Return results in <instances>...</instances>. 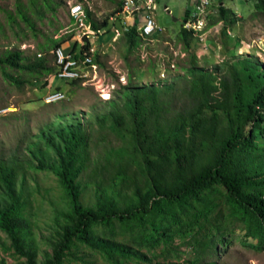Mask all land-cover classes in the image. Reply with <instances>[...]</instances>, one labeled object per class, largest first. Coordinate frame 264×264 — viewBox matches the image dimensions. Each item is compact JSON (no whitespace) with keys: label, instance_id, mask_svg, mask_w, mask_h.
Here are the masks:
<instances>
[{"label":"trees","instance_id":"trees-1","mask_svg":"<svg viewBox=\"0 0 264 264\" xmlns=\"http://www.w3.org/2000/svg\"><path fill=\"white\" fill-rule=\"evenodd\" d=\"M118 4L102 24L86 8V23L94 29L106 27L110 15L120 10L122 2ZM38 8L37 0H16L14 14L6 15L9 22L17 25L19 19L34 30L30 14ZM253 8L264 13V0H253ZM217 9L219 18L210 19L208 26L234 15L222 0ZM123 37L129 52L139 45L136 22ZM177 38L183 51H190L187 102L173 110L162 97L164 86L138 84L128 76L122 102L95 118L97 129L104 132L98 142L102 165L90 156L91 129L60 123L40 134L38 154L47 158H37L36 168L53 172L68 200L65 224L41 264H64L77 245L98 252L108 264H217L219 248L234 240L264 248V68L231 63L228 76L217 80L213 70L197 63L196 37L180 26ZM49 43L58 47L62 38ZM71 49L64 48L73 52L76 42ZM0 67L19 86L24 79L9 74L6 67L36 76L55 70L46 58L28 62L15 49L0 56ZM112 134L118 144L110 143L107 137ZM93 163L107 174L100 175ZM17 171L14 162L0 159V231L26 264H36L23 245L24 203L14 189ZM81 181L93 185L94 204L81 201ZM184 249L187 259H182Z\"/></svg>","mask_w":264,"mask_h":264},{"label":"rangeland","instance_id":"rangeland-1","mask_svg":"<svg viewBox=\"0 0 264 264\" xmlns=\"http://www.w3.org/2000/svg\"><path fill=\"white\" fill-rule=\"evenodd\" d=\"M15 1L0 0V56L7 50L15 49L21 51L28 62H34L42 57L47 59L49 65L54 66L50 39H56L57 35L66 29H73L72 32L63 33L60 37L64 48L73 47L78 31L71 20L69 7L79 0H37L39 8L34 9L37 11L35 14H30L34 30L19 19H16L17 25L9 22L6 11H12L14 14ZM120 1L122 0H87L84 3L89 7L92 19L97 24H102L109 14L118 9ZM21 2L26 3L27 0ZM222 2L234 11V15L223 21L222 25L219 21L211 24L216 25L219 32L218 37L207 36L210 46L207 53L199 52L200 49L194 45V50L199 52L198 65L213 70L217 80L228 76L231 63L245 62L264 68V13L255 11L253 0ZM217 5L219 0H212L211 6L207 9L209 12L207 22L212 18H219ZM156 6L154 15L157 24L163 28L162 34L158 37H144L139 45L129 52L122 34L124 30L115 41H108L112 34L104 30L101 36L97 37L98 41L95 36L91 38L92 46L96 48L93 56V59L96 58V61L93 60L95 68L82 69L84 73H88V77L83 80L79 78L75 84L58 77L52 80L53 73L36 76L6 67L4 69L6 72L24 79L19 86L11 82L0 67V159L12 161L17 166L14 189L20 201L24 203L23 245L25 250L31 253L36 264L44 262L51 253L52 246L58 240L65 224L63 213L68 208L67 197L55 174L36 168L37 158H47L38 154L42 131L48 127L55 128L60 123L81 125L91 129L93 141L96 139L97 145L92 141L90 156L95 163L102 165V147L98 142L101 139V132L102 135L104 132L97 129L95 118L106 112L113 103L122 102V86L127 85L128 76H132L138 84L147 85L153 82L164 86L162 97L173 110L181 109L189 98L186 91L188 87L186 68L190 51L183 52V44L177 38V34L185 11L194 7H189L188 0H156ZM129 21L130 18H125L119 11L117 19L108 21L105 28L112 30L113 25L129 26ZM225 28L230 32L223 33L222 30ZM103 43V46H99ZM216 44H220V50H213ZM173 51L177 55H174ZM218 54L222 60L218 59ZM172 59L174 68H170L171 65L168 64ZM105 83L112 85L108 98L100 93V84ZM57 86L65 94L64 99L46 103L43 100L44 95ZM107 138L111 144H118L116 135L112 134ZM41 147L43 148V143ZM93 168H96L100 175L107 174V170H99L97 164L93 163ZM92 172L88 173L89 178L94 176ZM84 182H80L81 201L86 205H92L95 201L93 185L87 186ZM0 203H4L1 188ZM188 257L189 252L185 251L182 259ZM153 261L162 260L155 258ZM0 264H26V258L14 252L2 231ZM64 264L108 263L98 252L77 245L67 253ZM130 264L140 263L131 261ZM217 264H264V248L261 250L248 248L234 240L227 246L219 248Z\"/></svg>","mask_w":264,"mask_h":264},{"label":"built area","instance_id":"built-area-1","mask_svg":"<svg viewBox=\"0 0 264 264\" xmlns=\"http://www.w3.org/2000/svg\"><path fill=\"white\" fill-rule=\"evenodd\" d=\"M209 4L210 0H198L194 9L189 12L188 16L183 20L182 23L183 28L190 31L192 35L196 37L198 47L203 53H207L206 51L208 48L210 50V46L207 42V36L210 34V29L206 28L207 7ZM155 9V0H124L120 14H123L126 18L131 16L133 17L134 14H136L140 23L139 32L141 33V35L148 37L159 35L163 31V28L157 24V21L154 17L153 11ZM70 11V14L75 18V22L77 23L75 29L78 31V34L76 36L78 41H81L83 43L84 41H87L94 36L96 37L97 34L100 33L95 32L90 28L88 24L84 22L85 11L82 3L72 4L70 7ZM117 16L118 13L116 14V16L110 17V20H116ZM124 29H126V26L120 28L113 25L111 31L112 41H115ZM70 31L71 29L62 31V33L59 34L58 37L63 33L65 34ZM220 48L221 46L217 44L213 50H220ZM51 52L54 57L55 67V70L52 74V80L55 77L64 79L65 81L79 78L83 80L85 77H88V73H84L82 69H85L86 67H92L93 69L95 68V65L93 64V54L95 53V47L92 45L88 49L79 53L78 57L75 56V52L65 51L63 46L54 47L51 49ZM173 54L177 55V53H174V51ZM182 56H184L183 53ZM218 59L222 60V58L219 57V54ZM168 64L171 65L169 66L170 68H174V59H172ZM100 85L101 95L108 98L112 85H109L108 83ZM64 97L65 94L61 90H53L44 95L43 100L46 103H52L60 101L64 99Z\"/></svg>","mask_w":264,"mask_h":264},{"label":"clouds","instance_id":"clouds-1","mask_svg":"<svg viewBox=\"0 0 264 264\" xmlns=\"http://www.w3.org/2000/svg\"><path fill=\"white\" fill-rule=\"evenodd\" d=\"M87 1V0H86ZM86 1H84V0H79L78 2H76V3H82L83 4V8H84V11H85V17H84V22L86 23V17H87V14H86V8L90 11V9H89V7H87V4L86 3H84V2H86ZM123 1L124 0H122L121 2H122V4H121V8H122V5H123ZM155 3H156V0H155ZM212 3V2H211ZM70 7H71V5H70ZM70 7H69V13H71V11H70ZM121 8H120V12H121ZM156 8H157V6H156ZM194 9V8H193ZM192 9V10H193ZM118 11V12H119ZM155 11V10H154ZM154 11H153V14H154ZM118 12H116L115 13V15L114 16H116V14L118 13ZM208 13L209 12H207V16H208ZM113 15H110V17H112ZM70 17H71V20L73 21V24H74V26L76 27V25H77V23L75 22V18L70 14ZM110 17H109V19H108V21H110ZM154 17H155V15H154ZM126 18V17H125ZM128 18H130V23H129V26L130 25H132L134 22H136L137 23V28H138V34H139V36H140V39L141 40H143V38L145 37V36H143V35H141V33L139 32V25H140V23H138V21H139V19L137 18V15L136 14H134V16L132 17H128ZM184 19H186V18H184ZM183 19V20H184ZM131 20H133V23L131 24ZM123 22V21H122ZM206 22H207V19H206ZM183 23V22H182ZM86 24H88L89 26H90V28L91 29H93L95 32H100V33H98L97 34V36H96V39H97V37H98V35L99 34H101L104 30L106 31V33L107 32H111L112 30H110L109 28H105V26L103 25V26H100L98 29H94V28H92V26H91V24L89 23V22H87ZM129 26H126V29L129 27ZM181 26H182V24H181ZM183 27V26H182ZM120 28H122V27H120ZM206 28L207 29H210L209 31H210V33H211V31L212 30H214V31H217V32H219L218 31V28L217 27H215V25H211V26H208V22H207V24H206ZM111 29H112V27H111ZM109 30V31H108ZM125 30V29H124ZM187 30V29H186ZM73 31V29H71V31L70 32H72ZM163 32V31H162ZM162 32L160 33V34H162ZM230 31H227V33H229ZM111 34H112V32H111ZM122 34H123V32H122ZM121 34V35H122ZM159 34V35H160ZM159 35H154V36H148V37H158ZM60 37L61 36H59L58 37V35H57V37H56V39H60ZM119 38V37H118ZM110 40H112V39H108V41H110ZM140 40V41H141ZM74 42H76V46L78 45V48H76L73 52H75L76 54H75V56L78 54V53H81V52H83L82 51V49H83V45L85 44V43H87V42H89L90 43V45H89V47L92 45V42H91V39H89V40H87V41H84L83 43L81 42V41H78V39L76 38V36H75V40H74ZM217 45V44H216ZM215 45V46H216ZM220 45V44H219ZM60 46H63L62 44L60 45ZM99 46H101V45H99ZM88 47V48H89ZM87 48V49H88ZM221 49V48H220ZM70 50H73V49H70ZM86 50V49H85ZM95 52H96V48H95ZM184 52V51H183ZM199 52H200V50H199ZM95 54V53H94ZM94 54H93V56H94ZM79 56V55H78ZM78 56H76V57H78ZM93 64H94V61H93ZM51 74V73H50ZM54 90V89H53ZM59 90V89H58Z\"/></svg>","mask_w":264,"mask_h":264},{"label":"crops","instance_id":"crops-1","mask_svg":"<svg viewBox=\"0 0 264 264\" xmlns=\"http://www.w3.org/2000/svg\"><path fill=\"white\" fill-rule=\"evenodd\" d=\"M197 1L198 0H188V4H190V8L193 6V7H195V5L197 4ZM212 2V0H210V4L208 5V7H207V9L209 8V6H211V3ZM223 3V2H222ZM225 6V5H224ZM226 7V6H225ZM228 8V7H227ZM231 9V8H230ZM232 10V9H231ZM189 12L191 11V10H188ZM189 12H188V14H189ZM207 12H208V10H207ZM234 12V11H233ZM236 12V11H235ZM188 16V15H187ZM186 16V17H187ZM238 16H239V14H238ZM239 18V17H238ZM222 22H223V20H220L219 21V24H221L222 25ZM225 26V25H224ZM215 27H217L216 25H215ZM111 33V32H110ZM210 36H212L213 38L214 37H218V32L217 31H214V30H212L211 31V33L209 34ZM101 36V34H99L98 35V38ZM105 37H106V35H105ZM97 40V39H96ZM98 41V40H97ZM99 45H101V46H103L104 45V43L103 44H99Z\"/></svg>","mask_w":264,"mask_h":264}]
</instances>
